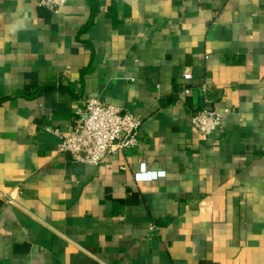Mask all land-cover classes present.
Here are the masks:
<instances>
[{
    "label": "crops",
    "instance_id": "0c3cea01",
    "mask_svg": "<svg viewBox=\"0 0 264 264\" xmlns=\"http://www.w3.org/2000/svg\"><path fill=\"white\" fill-rule=\"evenodd\" d=\"M37 1L0 0V264H264V0ZM86 95L134 148L56 151Z\"/></svg>",
    "mask_w": 264,
    "mask_h": 264
},
{
    "label": "built area",
    "instance_id": "2783aa9c",
    "mask_svg": "<svg viewBox=\"0 0 264 264\" xmlns=\"http://www.w3.org/2000/svg\"><path fill=\"white\" fill-rule=\"evenodd\" d=\"M67 1L38 0L37 3L58 12ZM182 77L188 80L191 74L184 72ZM208 89L206 84L198 86L204 105L189 117L191 126L204 135L219 129L223 117L230 112L227 107L216 109L209 106ZM189 91V88H184V92ZM140 125L139 115L86 95L82 104L74 109L65 133L58 129L50 131L59 137L58 153L67 154L76 162L97 165L107 157H116L122 150L134 148L139 142Z\"/></svg>",
    "mask_w": 264,
    "mask_h": 264
}]
</instances>
